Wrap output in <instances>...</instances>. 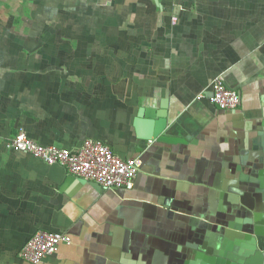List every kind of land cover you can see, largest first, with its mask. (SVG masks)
I'll use <instances>...</instances> for the list:
<instances>
[{
    "label": "crops",
    "instance_id": "0c3cea01",
    "mask_svg": "<svg viewBox=\"0 0 264 264\" xmlns=\"http://www.w3.org/2000/svg\"><path fill=\"white\" fill-rule=\"evenodd\" d=\"M220 76L236 110L208 98ZM141 162L104 190L8 145ZM264 264V0H0V264Z\"/></svg>",
    "mask_w": 264,
    "mask_h": 264
},
{
    "label": "built area",
    "instance_id": "2783aa9c",
    "mask_svg": "<svg viewBox=\"0 0 264 264\" xmlns=\"http://www.w3.org/2000/svg\"><path fill=\"white\" fill-rule=\"evenodd\" d=\"M208 100L221 110H236L240 105L237 91L229 88L220 76L210 83V91L197 99ZM11 149L26 152L48 165H59L75 178L92 182L104 190L134 187L141 162L136 158L123 159L112 148L99 140L87 139L76 149L58 145H41L20 128L8 145ZM71 243L70 236L38 230L23 245L19 258L28 264H39L54 254L59 245Z\"/></svg>",
    "mask_w": 264,
    "mask_h": 264
},
{
    "label": "water",
    "instance_id": "95a60500",
    "mask_svg": "<svg viewBox=\"0 0 264 264\" xmlns=\"http://www.w3.org/2000/svg\"><path fill=\"white\" fill-rule=\"evenodd\" d=\"M98 186V185H97Z\"/></svg>",
    "mask_w": 264,
    "mask_h": 264
}]
</instances>
